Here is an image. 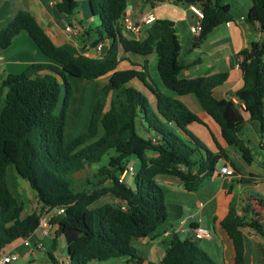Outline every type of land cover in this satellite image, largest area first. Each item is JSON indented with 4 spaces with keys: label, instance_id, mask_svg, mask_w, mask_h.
<instances>
[{
    "label": "trees",
    "instance_id": "trees-1",
    "mask_svg": "<svg viewBox=\"0 0 264 264\" xmlns=\"http://www.w3.org/2000/svg\"><path fill=\"white\" fill-rule=\"evenodd\" d=\"M127 1L90 0L92 14L101 22L93 29V47L111 42L101 58L76 56L68 48L56 45L28 11L17 13L0 30V49H8L22 32H27L51 61L34 63L20 74H8L0 82V103L4 89H8L0 113V255L16 242L30 239L40 228L45 211L62 208L65 213L56 216L52 223L59 226L57 237L67 243L69 264L123 257L143 264L133 240L152 237L168 220L165 193L157 178L176 177L187 191L194 192L218 170L222 159L231 161L222 146L217 144L218 152L214 153L186 131L188 125H204L203 121L183 102L148 82L146 64L141 70L134 63L131 69H118L125 60L120 57L122 51L143 57L155 53L165 87L178 96L196 97L201 108L220 126L226 144L237 150L246 165L254 162L248 143L239 133L248 115L259 124L264 136V0H253L247 18L249 23L259 24L263 35L240 52L244 85L233 97L241 108L232 99L214 97L215 90L226 82L227 74L180 78L181 46L173 21L157 19L148 26L144 39L129 36L122 27ZM173 1L202 10L199 41L233 18L230 6L223 0ZM78 7L77 0L57 2L58 11L68 16L75 15ZM108 76L86 131L68 143L66 131L74 98L69 77L97 81ZM137 81L155 95L157 111L152 109L146 94L134 87ZM140 121L145 125L142 133ZM146 132L151 135L146 136ZM111 151L115 154L109 164L87 179L93 187L76 191L75 175L100 164ZM149 153H156L157 157L150 158ZM132 157L139 160L140 167L135 168L131 183L130 177L127 183H120V176L131 166L125 162ZM231 165L236 173H242L234 162ZM10 168L29 183L38 199L39 207L28 216H23V203L10 187ZM107 195H113L118 202L95 206ZM259 203L264 207V199ZM244 211L249 212L247 208ZM221 225L234 244L235 264H246L243 230L251 229L264 239L260 214L241 220L233 213ZM197 241L174 237L161 264H218ZM56 248L55 239L47 251L52 263L66 264L55 257Z\"/></svg>",
    "mask_w": 264,
    "mask_h": 264
},
{
    "label": "crops",
    "instance_id": "crops-1",
    "mask_svg": "<svg viewBox=\"0 0 264 264\" xmlns=\"http://www.w3.org/2000/svg\"><path fill=\"white\" fill-rule=\"evenodd\" d=\"M223 1L224 4L230 6L233 18L228 23L215 28L203 41L198 40L199 36L193 30V27L200 20L192 11L191 6L179 5L173 0H155L152 3L147 0H128L125 17L140 21L148 14L154 13L157 19L173 21L181 46L179 63L182 70L180 78L195 79L227 74L226 82L215 90L214 97L217 100H231L234 98L235 92L244 85L243 73L240 68L242 61L240 52L249 49L254 42L261 39L263 34L259 24H252L247 20L249 11L253 6V0ZM57 2L58 0H0V30L5 29L17 13L28 11L56 45L68 48L76 56L89 55L101 58L106 55L110 48V41L102 43L98 47H93L96 40L93 29L100 25H97L95 21L94 17L97 16H89L86 12L80 13L79 11L75 15L68 16L58 11ZM71 26L75 27L77 32H69L68 28ZM147 28L137 36L131 33L128 34L137 39H144ZM120 57L125 60H122L119 64V70L133 68L132 63L138 65V69L141 70V66L146 64L150 74L148 82L165 95L183 102L203 121L204 125L197 123L188 125L186 131L195 136L202 145L214 153L218 152L217 144L222 146L231 160L229 162L222 159L219 162L223 163L222 167L232 166L231 162H234L242 170V173H236L235 177L224 178L219 176L217 166L218 170L212 177L207 178L199 189L194 192L187 191L182 181L176 177H158L157 181L165 193L168 220L152 237L133 240V245L139 256L144 259L143 264H161L174 237H179L182 240L193 238V231L199 227L210 231L213 236L211 241H197L199 246L218 264H235L234 244L221 225L225 218L237 213L241 220H247L260 214L264 226V207L259 203V200L264 199V136L261 135L259 124L250 120L248 115H245V125L239 135L248 143L254 158L251 165H246L237 150L226 144L220 126L201 108L196 97L193 95L178 96L165 87L158 73V60L155 53L143 57L126 54L122 51ZM34 63H51V61L36 47L28 33L22 32L8 49H0V82L8 74H20ZM108 78L109 76L99 81H104L106 84ZM137 83L140 82L137 81L133 85L140 88L139 86L142 83ZM105 84H103V87ZM142 86L152 109L157 111V98L147 87ZM94 90L96 91V89ZM140 90L142 89L140 88ZM98 91L100 92V90ZM7 92L8 89L5 88L0 103V113L5 105ZM84 95L86 97L83 98L82 104L89 106L92 97L90 93H86V90ZM86 100L88 101L86 102ZM144 126L143 122L140 121L141 133L144 131ZM181 134L184 138L189 139L185 133ZM148 135L151 134L146 132V136ZM148 156L155 158L157 154L149 153ZM16 177L18 176L16 175ZM129 182L131 183V181ZM31 191L34 192L33 189ZM34 197L35 201L32 202L34 205L32 208H28L27 216L32 213V209L34 211L39 207L35 192ZM106 197L113 198V195H107ZM28 201L24 200L22 202L25 211L27 210L26 204ZM112 202L117 203L118 200L113 198V200L108 201V203ZM27 205L32 204L28 202ZM246 208L249 210L248 213L244 211ZM243 233L246 264H264V239L251 229H244ZM164 234H168V236L165 237ZM46 237L43 242L49 248L55 239L58 245V240L61 238L57 237V233ZM35 245L32 244L33 247ZM32 248L26 247L22 240L17 247L13 244L6 251L19 252L21 259L18 262H22L21 264H44V261L36 259V248H33V250ZM66 249L68 253V248ZM30 256L33 258L28 262ZM65 263H70L68 254ZM91 264L134 263L129 257H123L104 262L94 261Z\"/></svg>",
    "mask_w": 264,
    "mask_h": 264
},
{
    "label": "rangeland",
    "instance_id": "rangeland-1",
    "mask_svg": "<svg viewBox=\"0 0 264 264\" xmlns=\"http://www.w3.org/2000/svg\"><path fill=\"white\" fill-rule=\"evenodd\" d=\"M77 2L79 4L78 11L80 13L86 12L89 16L93 15L92 11H91L90 3H89L90 0H77ZM94 18H95V21L97 22V25H99L100 24L99 17H94ZM69 81L72 84V87L74 89V98L71 102V107H70V112H69V117H68L67 131H66L67 132L66 141L68 143H70L78 135H80L81 133L86 131V127L88 126L92 110L95 106L94 103L96 104V102H97L96 100H98L97 98L99 97V94H100V92L98 90L101 91L103 84H105L104 81H99V80H97V81H86V80H82V79H78V78H74V77H69ZM137 84H140V83H137ZM140 85L142 86L143 84H140ZM141 86H139V87L142 89L141 91H143V86L142 87ZM134 87L137 89H140L136 86H134ZM97 88H98V90H97ZM94 89H96V91ZM85 90H86V93H88V94L90 93V95L92 97V98H90L91 100L89 102V104H90L89 106H84V103L82 104V101H84L83 98L86 97V95H84ZM87 101L88 100H86V102ZM253 142H254V140H253ZM114 152L115 151L109 152L104 157L103 161L100 164L95 165L91 169H87V170L82 171V172L75 175V179H76L75 189H76V191L81 192V191H84L88 188L93 187V186L88 184L87 179L90 178L92 174H95L101 167L107 166L109 164L110 157L115 154ZM125 163L129 164L131 166H134L136 169L138 167H140V162L135 157L129 158ZM222 166H223V163L222 162L219 163V165H218L219 170L222 168ZM129 179L132 182L131 176ZM8 180H9V184H10L12 190L18 195L21 202H23L24 200H26V201L29 200L28 202H30L32 204V205H27L28 202L26 204L27 210L24 212L23 216H27L28 208L30 209L34 205V203H32L33 201H35L34 192L31 191L32 189H31V187L27 181H25L19 177H16V172H15V169H13V168H10ZM106 198L107 197H105V199L102 198L100 201L97 202V204L95 206H100V205H103L105 203H108L109 200L111 201L115 197L113 196V198H111V197H109L107 199ZM34 211H33V209L31 210L32 213ZM46 238L47 237L42 234V230L38 229L36 231V233L32 236L31 243L37 244L39 241H45ZM21 241L22 240L16 242L14 244V246L17 247ZM48 248L49 247L47 246V250H39V249L35 250L36 259L44 261L45 262L44 264H52L51 258L47 252ZM66 248H67V243H66L65 239L60 238L58 240V245L56 248L57 252L54 251L55 257L60 262H64V263L66 262V257L68 254ZM32 258L33 257L30 256V258L27 261L28 262L31 261ZM21 263L22 262H18L17 264H21Z\"/></svg>",
    "mask_w": 264,
    "mask_h": 264
},
{
    "label": "built area",
    "instance_id": "built-area-1",
    "mask_svg": "<svg viewBox=\"0 0 264 264\" xmlns=\"http://www.w3.org/2000/svg\"><path fill=\"white\" fill-rule=\"evenodd\" d=\"M192 11L199 17V23L193 27V30L196 35H200L202 32V20L204 19V14L202 10L195 5L191 6ZM157 20V17L154 13L148 14L146 17L142 18L140 21L135 20L131 17H125L122 22V27L125 31L128 33L134 34V35H140L141 32L151 24H153ZM68 31L71 33L77 32V29L73 26L68 28ZM232 100L239 105L241 108V105L239 101L236 98H232ZM136 172V169L134 166L128 167L124 173L120 176L119 182L120 183H127L128 177L133 176ZM236 172L233 169L232 166L226 165L222 167L219 170V176L224 178H230L235 177ZM65 213V210L60 208L58 210H48L45 211L41 217L40 221V228L43 232L44 236H51L53 233H57L59 226L54 225L52 223V220L59 215H63ZM165 237L168 236V234H164ZM193 238L195 240H206L211 241L213 239L212 233L208 230H205L203 228H197L193 231ZM23 244L28 247L32 248V244L30 242V239L23 240ZM33 248H36L35 250H47V246L44 244L43 241H39ZM32 248V250H33ZM21 259V254L19 252H15L13 250L11 251H5L0 255V264H16Z\"/></svg>",
    "mask_w": 264,
    "mask_h": 264
}]
</instances>
